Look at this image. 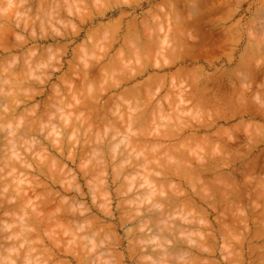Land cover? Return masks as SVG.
I'll return each mask as SVG.
<instances>
[{
	"label": "clouds",
	"instance_id": "9594fccd",
	"mask_svg": "<svg viewBox=\"0 0 264 264\" xmlns=\"http://www.w3.org/2000/svg\"><path fill=\"white\" fill-rule=\"evenodd\" d=\"M0 264H264V0H0Z\"/></svg>",
	"mask_w": 264,
	"mask_h": 264
}]
</instances>
